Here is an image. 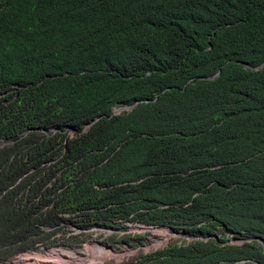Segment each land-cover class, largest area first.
I'll list each match as a JSON object with an SVG mask.
<instances>
[{
    "label": "trees",
    "instance_id": "1",
    "mask_svg": "<svg viewBox=\"0 0 264 264\" xmlns=\"http://www.w3.org/2000/svg\"><path fill=\"white\" fill-rule=\"evenodd\" d=\"M155 226L264 264V0H0V262Z\"/></svg>",
    "mask_w": 264,
    "mask_h": 264
},
{
    "label": "rangeland",
    "instance_id": "2",
    "mask_svg": "<svg viewBox=\"0 0 264 264\" xmlns=\"http://www.w3.org/2000/svg\"><path fill=\"white\" fill-rule=\"evenodd\" d=\"M125 110L122 106H117L113 108V112H119ZM150 233L149 231H147ZM88 237L83 242L79 243L76 246L65 248V247H55L51 249H43L39 248L36 250H27L17 253L12 258L1 261L0 264H81L85 261H90V259H95L100 249V245L98 242L104 241L103 238L108 236L105 231L101 229H90L87 231ZM147 239V243H152L156 241L157 235L156 231L152 232L149 236L143 237ZM170 236H168V239ZM170 240H175L177 242H181L185 240L184 235L175 233ZM231 242H236L235 239L230 240ZM63 249H67L69 254L74 257L75 260H69L64 257ZM153 249L152 247H148L147 250ZM27 253V254H26ZM30 253V254H29ZM50 253V254H49ZM59 253V254H58ZM49 254V255H48ZM58 254V255H57ZM30 256V257H29ZM76 256V257H75ZM20 259V260H19ZM111 260L112 259H108ZM107 260L102 262L101 264H110L106 263Z\"/></svg>",
    "mask_w": 264,
    "mask_h": 264
},
{
    "label": "built area",
    "instance_id": "3",
    "mask_svg": "<svg viewBox=\"0 0 264 264\" xmlns=\"http://www.w3.org/2000/svg\"><path fill=\"white\" fill-rule=\"evenodd\" d=\"M127 230L129 231H134V232H142L145 230V228H143L142 224H138V223H130V225L127 227ZM147 230H149L150 233H148L147 235H145V237L149 236L152 232L156 231V235H157V239L156 241L152 242V243H147V239L146 238H142L141 241H139L138 243H135L134 245H127L124 242H114V243H106L104 241H100L99 243V247L101 248L98 252V254L96 255L95 259H90V261H85L82 262L81 264H101L102 262H104L105 260L106 263H110V264H120L122 262H125L131 258L136 257V255L139 252L145 253L149 250H147L148 247H152L153 249L156 248H160L162 246H164L168 239V236H171L170 233H168V231L163 230V229H157L156 227H152V228H148ZM106 232V234L111 233V230H104ZM150 249V250H153ZM63 254L64 257H66L69 260H75L71 254H69V252L67 251V249H63ZM108 259H112L108 260ZM79 264V263H77Z\"/></svg>",
    "mask_w": 264,
    "mask_h": 264
},
{
    "label": "clouds",
    "instance_id": "4",
    "mask_svg": "<svg viewBox=\"0 0 264 264\" xmlns=\"http://www.w3.org/2000/svg\"><path fill=\"white\" fill-rule=\"evenodd\" d=\"M122 107H124V106H122ZM155 227H156L157 229L159 228V229H163V230L168 231V233H170V235H171L170 238H171L173 235H175V233H174L172 230L168 229V228L165 227V226H155ZM143 228H145V226H143ZM147 231H149V230H146V231H145L144 236L148 234ZM142 232H143V231H142ZM139 233H140V232H139ZM144 236H143V237H144ZM184 237H186V236H184ZM170 238H169V240L167 241V243L170 242ZM141 240H142V239H141ZM141 240H140V241H141ZM167 243H166V244H167ZM125 244H126V243H125ZM166 244H165V245H166ZM127 245H129V244H127ZM165 245H164V246H165ZM164 246H162V247H164ZM162 247H160V248H162ZM156 249H159V248H156ZM153 250H155V249H153ZM153 250H149V251H147V252H145V253L151 252V251H153ZM141 253H142V252H141Z\"/></svg>",
    "mask_w": 264,
    "mask_h": 264
},
{
    "label": "water",
    "instance_id": "5",
    "mask_svg": "<svg viewBox=\"0 0 264 264\" xmlns=\"http://www.w3.org/2000/svg\"><path fill=\"white\" fill-rule=\"evenodd\" d=\"M218 73V72H217ZM216 73V74H217ZM135 105V103L131 104V105H127V106H124V109H129V108H132L133 106ZM114 113H118V112H114ZM255 240L259 241L261 243V240L259 238H254Z\"/></svg>",
    "mask_w": 264,
    "mask_h": 264
},
{
    "label": "bare ground",
    "instance_id": "6",
    "mask_svg": "<svg viewBox=\"0 0 264 264\" xmlns=\"http://www.w3.org/2000/svg\"><path fill=\"white\" fill-rule=\"evenodd\" d=\"M26 254H27V253H26ZM29 254H30V253H29ZM49 254H50V253H49ZM49 254H48V255H49ZM58 254H59V253H58ZM58 254H57V255H58ZM29 257H30V256H29ZM75 257H76V256H75ZM73 258H74V257H73ZM19 260H20V259H19Z\"/></svg>",
    "mask_w": 264,
    "mask_h": 264
}]
</instances>
